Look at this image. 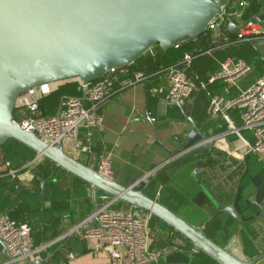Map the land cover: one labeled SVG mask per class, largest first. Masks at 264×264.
<instances>
[{
    "label": "water",
    "instance_id": "95a60500",
    "mask_svg": "<svg viewBox=\"0 0 264 264\" xmlns=\"http://www.w3.org/2000/svg\"><path fill=\"white\" fill-rule=\"evenodd\" d=\"M230 3L231 0H0V148L15 140L86 182L93 191H102L112 200L155 216L191 242L193 256L204 252L220 264H259L264 252L242 261L205 234V228L217 215L203 227H195L148 197L143 189L108 180L48 145L34 132L22 129L14 116L18 99L30 89L72 81L91 84L111 71L131 66L146 53L156 56L157 46L166 53L183 40L198 39ZM239 30L233 21L229 22L230 34ZM170 106L194 127L187 136L188 145L207 150L215 146V140L185 114L183 104L171 101ZM44 186L42 180V190ZM238 192L239 187L233 202L225 207L208 196L218 214L244 224L236 206ZM259 207L258 217L264 218V199ZM0 246L3 260L7 261L9 255L1 238ZM53 256L48 253L45 258L28 259L24 264H50Z\"/></svg>",
    "mask_w": 264,
    "mask_h": 264
},
{
    "label": "built area",
    "instance_id": "2783aa9c",
    "mask_svg": "<svg viewBox=\"0 0 264 264\" xmlns=\"http://www.w3.org/2000/svg\"><path fill=\"white\" fill-rule=\"evenodd\" d=\"M264 3V0H260ZM239 4L237 7L236 4ZM234 4L236 10L234 9ZM246 6V2L230 3L224 8L209 25L212 48L204 54L211 55L213 51L225 48L237 43H256L264 41V21H245L234 37L226 32L227 23L231 19L240 18L242 15L239 7ZM264 10V6L262 5ZM176 49L180 42L175 44ZM193 54H185L177 65L161 70L151 78L143 73L129 74L125 68L111 71L105 78L91 84L81 85L82 97H66L61 102L59 112L53 117H45L40 110V100L50 93V85L41 88L30 89L23 93L16 104V123L24 130L34 132L42 141L50 146L64 151L72 158L80 157L81 153L90 151V147L84 146L80 140L82 129L100 130L103 125V117L98 114V107L110 96L124 91L138 84H145L150 92L156 97L164 93L163 86H152L154 81H159L167 86V99L185 104V102L199 88L206 89L208 84L222 82L229 87H235L239 81L246 77L252 66L241 59L228 58L221 62L218 71L210 77L208 82H201L198 87L195 80L187 76L193 60ZM210 102L208 113L213 119L222 118L228 124V131L217 139H224L235 135L244 147V156L257 154L261 159L264 157V75L252 86L241 91L236 97L228 98L223 95H208ZM240 111L242 126L237 127L229 115V111ZM249 132L255 141L251 143L243 136V132ZM88 133V137H91ZM68 148L69 153L66 152ZM197 147L193 146L177 154L171 161H177L191 154ZM41 157L30 163L31 166ZM99 174L114 180L112 158L110 154H103L98 161ZM150 173L132 186L142 189L148 180L155 175ZM207 173L206 169L198 168L193 171L196 176ZM19 169L13 168L0 149V178L8 177L12 180L20 178ZM160 192H158V196ZM116 200H110L101 207H96L91 214L83 219L61 238L51 244L35 247L32 239V231L27 224H17L8 214H0V238L5 243L9 259L3 264H24L26 260L41 258V253L51 245L71 236H79L82 239L96 240L107 251V260L98 264H149L157 262L161 253L151 252L152 236L150 222L152 215L141 210L131 209L128 212H115L111 207Z\"/></svg>",
    "mask_w": 264,
    "mask_h": 264
},
{
    "label": "trees",
    "instance_id": "16d2710c",
    "mask_svg": "<svg viewBox=\"0 0 264 264\" xmlns=\"http://www.w3.org/2000/svg\"><path fill=\"white\" fill-rule=\"evenodd\" d=\"M242 1L247 4L244 7H239V9H243V18L245 21H264V10L262 9L260 0H231L232 3ZM227 34L232 37L235 36V34H230L228 32ZM212 44L213 39L211 33L207 31L205 35H202L196 40L186 39L181 41L178 49L174 47L166 53L157 46L155 47L156 56H153L151 53H146L137 59L134 64L125 69L129 71L130 75L143 73L153 78L161 72V70L180 63L185 54L189 53L193 54L196 58L193 60L192 66L187 72V76L195 80L198 87L201 82H208L210 79L208 73L214 75L218 71L220 63L226 61L228 58L241 59L252 66L253 72L251 71L246 76V83L254 84L257 78L264 73V62L260 58V51L255 43H237L217 49L213 51L211 55L204 54L214 46ZM80 84L79 81L51 84L50 93L40 100L39 105L42 115L45 117L55 116L60 110L62 100L66 97L81 98L82 90ZM241 91L244 90H240L239 85L229 87L222 82L208 84L206 89L199 88V90L193 93L185 102V112L195 119L197 124L202 126L205 132L211 129V136L216 137L225 134L228 131V124L226 121L222 118L211 119L208 113L210 102L208 95H223L228 98H234ZM147 104L151 115L154 116L157 107V97L150 92L149 88L147 89ZM229 115L237 127L242 126L239 110H230ZM14 116L15 119H17L16 113H14ZM88 133L92 134L90 138H88ZM80 138L84 146L90 147V153L95 157H100L102 155L103 144L99 130L82 129ZM0 149L3 151L6 159L12 163L13 168L19 169V174L21 176L26 173H30L32 176V179L27 185L21 181V176L16 180H12L8 177L0 178V214H8L11 219L16 221L19 225H29L31 231L33 230V240L35 233L47 228V225H51L53 228L52 230H47L45 235L61 234L62 232L56 229V226L61 221V214L58 216L52 213L57 209H70L74 200L71 195H68V197L64 199L56 197V192L59 194H68L65 191L67 185V181L65 182L66 177H70L72 181L80 182L85 186L90 187V185L56 167L55 164L44 157L38 159L31 166L26 167L32 163L38 155L34 150L15 140L9 141ZM90 153L85 152V155L78 159V161L90 167ZM179 160L180 162L192 161L193 170L197 168H208L212 162L211 159L203 160L201 157L198 158L194 156V153L188 154ZM163 172L164 171H159L153 175L142 189L148 197L156 199L161 204L165 205L161 198H157L159 186L165 183ZM234 178V185H236L237 188L239 187V192L236 197V206L243 216L245 221L244 224H247V222H250L257 216V210H255L250 202L251 197L258 190L259 192L264 191V164L260 161L258 155H247L244 161V169L239 171ZM42 180L45 181L43 190L41 188ZM95 196V208L111 200V197L102 191H96ZM234 198L235 194L232 193L223 201L218 198H215V200L221 207H225L230 205ZM193 202L199 209L208 213L210 217L217 215L214 221L205 228V234L220 245L218 237L228 235L231 228L236 226L237 223L229 216L218 214V209L206 192L199 193L193 199ZM47 203H50V207L47 206ZM111 209L115 212H122L131 209V207L124 202L118 201ZM91 213L92 212L89 214ZM150 231L152 234L151 252L162 254L157 262L151 264H220L204 252H200L193 256L191 254V242L155 216L151 217ZM45 240L47 239L45 238ZM33 243L35 247L42 245L37 244L35 240ZM45 244L46 243H43V245ZM59 246L56 244L51 250L54 252ZM66 246H68V244ZM60 250L56 253V256L52 259L50 264H63L66 262L64 256L66 253H61Z\"/></svg>",
    "mask_w": 264,
    "mask_h": 264
},
{
    "label": "crops",
    "instance_id": "0c3cea01",
    "mask_svg": "<svg viewBox=\"0 0 264 264\" xmlns=\"http://www.w3.org/2000/svg\"><path fill=\"white\" fill-rule=\"evenodd\" d=\"M262 5L264 6V3ZM235 10L236 6L232 11ZM241 12L240 18L230 20L234 22L237 28H240L245 22L243 9ZM228 25L229 23H227L226 32H228ZM255 45L259 49V46L264 45V41H257ZM260 58L264 62V55L261 51ZM208 76L211 77L212 74L208 73ZM246 78L244 77L239 81L240 90H246L252 86L253 83H246ZM151 85L163 86L164 89V93L157 97V107L154 116L151 115L148 109V86L145 84H138L115 93L98 107V114L104 119L103 125L99 130L103 144L102 155L105 153L111 155L114 181L126 186H132L150 173L164 171L165 183L159 186L157 198H161L166 207L193 226L203 227L210 215L199 209L194 204L193 199L199 193L206 192L214 198L223 201L232 193H236L237 186L234 185V176L244 169L246 158L244 156V147L235 135H230L224 139H217L211 136V129L205 132L203 127L199 126L195 119L185 112L187 116L193 119L198 129H201L208 137L215 140V146L211 150L196 149L192 153L203 160L211 159L212 162L208 168H204L207 173L199 176L193 174L196 169L193 170L192 161L180 162V160H177L169 162L177 154L193 147L188 145L187 136L194 127L184 118L180 111L171 109L170 101L166 97V85L157 80ZM243 136L251 143L255 141L249 132H243ZM88 152L90 153V151ZM90 154L89 166L96 170L99 158L102 155L95 157L92 153ZM83 155H85V152L75 159L78 160ZM258 157L264 164V157L263 159L260 156ZM31 179L30 173L21 176V181L26 185ZM66 181L65 191L68 194L56 192V197L64 199L71 195L74 200L73 204L70 209H57L52 213L58 216L61 214V221L56 226V229L62 233L59 235H45L47 230L49 231L53 228V226L47 225V228L39 230L34 235V240L39 245H43V243L51 244L61 238L95 209L96 191L80 182L72 181L70 177H66ZM158 192H160L159 196ZM254 197L256 198L252 201ZM263 199L264 191L259 192V190L250 199L251 204L257 210V217L261 211L259 203ZM47 206L50 207V203H47ZM129 210L122 212H128ZM218 241L223 248L242 261L257 257L264 252V218L255 217L247 224H237L231 228L228 235L219 236ZM56 244L60 246L53 252L51 249ZM67 244L68 246H66ZM59 250L61 253H66L64 255L66 262L63 264H98L105 262L108 257L107 251L98 241L82 239L79 236L67 237L51 245L40 256L45 258L48 253H51L54 255L51 258L52 261ZM5 262L3 260V249L0 246V264ZM259 264H264V261Z\"/></svg>",
    "mask_w": 264,
    "mask_h": 264
},
{
    "label": "rangeland",
    "instance_id": "374dc122",
    "mask_svg": "<svg viewBox=\"0 0 264 264\" xmlns=\"http://www.w3.org/2000/svg\"><path fill=\"white\" fill-rule=\"evenodd\" d=\"M259 50L264 55V45L259 46ZM66 152L69 153L68 148H66Z\"/></svg>",
    "mask_w": 264,
    "mask_h": 264
}]
</instances>
